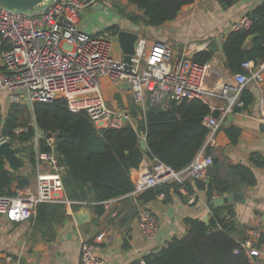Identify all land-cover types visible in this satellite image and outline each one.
<instances>
[{"label": "built area", "instance_id": "2783aa9c", "mask_svg": "<svg viewBox=\"0 0 264 264\" xmlns=\"http://www.w3.org/2000/svg\"><path fill=\"white\" fill-rule=\"evenodd\" d=\"M94 1L50 0L28 12L0 5V53L5 69L0 73V91L8 93L10 105H23L31 110L38 102L65 100L70 112L87 114L97 129L131 126L141 140H146V134L140 128L142 122L146 123L150 107L163 108L170 100L207 103L210 98H219L221 105L207 103L210 114L205 117L204 126L208 134L204 146L187 167L175 171L155 159L140 165L133 179L131 196L139 198L156 187L178 183L188 195V202L193 204L196 195L189 194L186 186L205 179L214 161L207 150L219 146L217 135L222 124L236 108L244 107L241 96L246 86L254 83L260 88L264 81V62L256 65L247 61L242 65L244 72L234 74L233 85L223 82L208 89L207 81L213 72L210 62H197L190 54L175 55L169 45L149 41L140 35L131 61L132 70L128 71L122 51L119 50V57L114 52V36L91 35L81 29V12ZM248 25L249 20L244 18L234 30ZM105 80L115 87L116 92L129 93L132 104L137 107L136 113L125 103L120 108L113 96L115 106L110 105L104 95ZM125 84L129 90L124 89ZM258 119L264 126V93L259 100ZM31 126L35 131L30 142L36 155L35 179L23 190L16 189L15 184L13 196H0V217L11 223H25L36 215L37 207L43 203L90 207L87 202L66 198L65 168L60 154L54 151L55 138L48 139L35 120ZM41 140H45L49 151L41 150ZM5 141L8 139L1 138L0 144ZM112 203L110 200L100 205L109 209ZM138 223L146 240L152 239L159 231V219L150 203L140 205ZM103 237L82 242L80 264H106L96 253V245L103 241ZM260 238L261 232L253 230L250 239L242 243L253 264H261V252L256 245ZM5 262L20 264L13 255H7ZM141 264H145L144 261Z\"/></svg>", "mask_w": 264, "mask_h": 264}, {"label": "trees", "instance_id": "16d2710c", "mask_svg": "<svg viewBox=\"0 0 264 264\" xmlns=\"http://www.w3.org/2000/svg\"><path fill=\"white\" fill-rule=\"evenodd\" d=\"M134 6L142 15L127 13L118 8L122 15L134 25L161 27L174 21L181 10L196 0H124ZM222 9L233 7L239 0H216ZM118 10V11H119ZM247 27L233 30L225 37L222 50L225 65L232 74L244 72L242 65L253 61L256 65L264 62V0L248 11ZM121 28L108 27L106 34L117 36ZM217 52L214 42L207 50L194 55L200 63L211 62ZM242 94L244 108L253 99ZM132 111L137 107L132 105ZM210 114L209 105L200 100L178 103L170 100L165 107H150L146 114V123L140 130L146 134L147 150L141 147L139 134L131 126L121 129L99 130L85 113H72L65 100L38 102L31 110L27 106L12 104L5 116L0 104V141L7 138L16 145H23V156L29 161L35 172V150L30 142L35 137L32 120L46 134H53L55 145L64 166V193L68 200L87 202L99 217L104 214L100 203L128 196L134 186L131 171L138 168L148 158L159 160L175 171L187 167L204 146L208 130L204 119ZM21 130V131H20ZM240 130L231 128L228 135L232 143H237ZM41 150L49 151L45 140H41ZM251 161L257 167L264 166V160L257 154ZM214 164V161H213ZM29 167V168H30ZM234 181L225 180L220 174L214 175L210 183L196 180L187 184L189 194L194 190L205 191L211 202L215 196L236 194L242 188L257 184L252 168L237 165L229 168ZM19 177L11 173L4 157L0 155V196L15 195L14 186ZM181 185L173 183L145 192L139 201L149 203L159 196L169 198L171 190L179 192ZM95 203V204H92ZM78 209V206H73ZM209 223L196 218H186V235L173 238L157 254L144 258L145 264H253L242 248L241 236L248 231L236 221L234 204L220 207L212 206ZM66 216L65 204L43 203L37 207L33 218L36 226L61 222ZM264 238H260L257 247L261 248Z\"/></svg>", "mask_w": 264, "mask_h": 264}, {"label": "crops", "instance_id": "0c3cea01", "mask_svg": "<svg viewBox=\"0 0 264 264\" xmlns=\"http://www.w3.org/2000/svg\"><path fill=\"white\" fill-rule=\"evenodd\" d=\"M212 2L216 1L196 0L192 10H181L174 21L161 27H144L142 24H132L122 15L118 8L127 13L142 15L124 0H96L92 9L105 10L108 7L112 16L108 19L111 21L107 19L102 24L99 23L101 26L93 23L84 24L81 29L91 35H104L108 27L117 25L121 31L135 32L149 41L169 45L178 56L187 54L194 56L197 52L207 50L209 44L214 42L217 52L210 62L213 72L207 81V88L212 89L223 82L233 85L234 74L225 65L223 41L228 33L246 18L247 12L261 4L262 0H239L227 10L222 9L218 2L216 7L208 8ZM90 6H86L82 12L89 15ZM4 70L0 53V73ZM104 87L107 90L112 89V99L117 90L107 80L104 81ZM244 91L247 92V99L251 97L253 102L247 108H236L227 117L217 135L219 146L207 150V154L214 160L215 175L219 173L225 180L234 181L229 168L244 165L252 168L256 177L255 186L242 188L238 192L244 194L243 201L233 203L238 225L248 228L244 236L237 237L243 240L242 243L250 239L253 230H259L261 237L264 238V166L257 167L251 161L254 154L264 160V126L258 119L259 100L264 93V81L260 88L250 83ZM122 97L127 107H132L133 104H129L131 100L129 93L123 92ZM108 102L115 106L113 101L108 100ZM207 103L222 104L219 98H210ZM0 104L6 116L11 105L9 95L5 91H0ZM231 128L239 129L241 132L237 143H232L228 135V130ZM150 162L151 159L146 158L141 165ZM136 169L130 173L132 182L136 177ZM29 170L30 168L26 170L25 176L29 174ZM194 194L196 197L193 204L188 202V195L182 189L179 192L171 190L169 198L159 196L149 202L160 223L159 231L150 240L142 236L138 223V212L143 203L130 194L113 200L112 206L105 209L104 214L99 217L94 215L91 207H85L90 212L83 211L82 214L87 213L90 218L84 220L82 224L76 219V214L81 212L80 209L83 207L75 209L66 206V216L63 221L42 226H36L33 219L35 216L25 223H11L0 217V264H7L5 262L7 255L18 258L20 264H80L82 242L92 241L97 236H104L103 241L96 245V253L106 264H141L145 257L159 253L173 238L186 235L184 223L186 218L210 222L212 205L207 193L194 190ZM259 250L261 264H264V244Z\"/></svg>", "mask_w": 264, "mask_h": 264}, {"label": "water", "instance_id": "95a60500", "mask_svg": "<svg viewBox=\"0 0 264 264\" xmlns=\"http://www.w3.org/2000/svg\"><path fill=\"white\" fill-rule=\"evenodd\" d=\"M50 0H0V5H3L7 8L14 9L21 12L33 11L37 8L42 7V5ZM194 4L186 6L182 11H190L194 8ZM117 42L122 51V59L125 66V69L128 71L132 70V57L135 54V46L140 35L135 32L120 31L118 33ZM124 89L129 90V86L125 84ZM114 100H116L118 106L121 108L124 106L123 97L120 91L116 92L113 95ZM46 137L52 138L53 134L49 133ZM143 150H147L146 140H141L140 142ZM24 150L23 145H14L11 141H5L0 144V155L4 157L8 170L19 177L16 183V189L23 190L26 187L31 185V180L28 176L24 175V171L29 168V161L23 156L22 152ZM56 154H59L58 147L55 146L54 149ZM215 168L213 165L207 170L206 177L207 183H210L211 178L215 175ZM244 199V194H230V195H221L218 198H215L211 201V205L215 207L224 206L227 204H233L237 202H242ZM81 212L76 214V219L80 224L88 218L89 214H82L83 211H89L88 209H80ZM90 212V211H89Z\"/></svg>", "mask_w": 264, "mask_h": 264}, {"label": "rangeland", "instance_id": "374dc122", "mask_svg": "<svg viewBox=\"0 0 264 264\" xmlns=\"http://www.w3.org/2000/svg\"><path fill=\"white\" fill-rule=\"evenodd\" d=\"M216 5H217V1L216 2H212V4H210L208 8H211L212 6H215L216 7ZM94 6L95 5L90 6L88 8L91 11L89 15L87 13L86 14L83 13V12L81 13V18L83 17V22L81 23V26H83L84 24L85 25H88V24H92V23H93V25H98L99 23L102 24L103 21H106L108 18L112 17L109 14L108 7H106L105 10L104 9L93 10L92 8ZM109 21H111V20H109ZM99 26H101V25L99 24ZM114 42H115V44H114V52L117 55H119V53H120L119 50H121V48H120V46H119V44L117 42V37L116 36L114 37ZM104 91H105V94H104L105 95V98L107 100H111L112 101V99H111V95H112V92H113L112 89L107 90V88H105ZM129 104H132V101L131 100L129 101ZM110 105H112V103H110ZM29 167H30V165H29ZM24 173H26V170L24 171ZM28 175H26V176H28L31 181H34V179H35V172H34V170L31 167H30V170H29V174Z\"/></svg>", "mask_w": 264, "mask_h": 264}]
</instances>
